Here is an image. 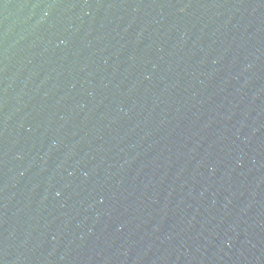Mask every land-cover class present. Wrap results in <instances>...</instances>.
Segmentation results:
<instances>
[{"label": "water", "instance_id": "water-1", "mask_svg": "<svg viewBox=\"0 0 264 264\" xmlns=\"http://www.w3.org/2000/svg\"><path fill=\"white\" fill-rule=\"evenodd\" d=\"M0 264H264V0H0Z\"/></svg>", "mask_w": 264, "mask_h": 264}]
</instances>
